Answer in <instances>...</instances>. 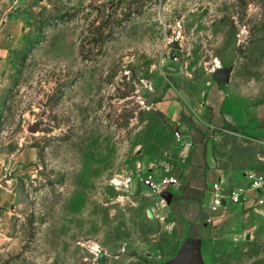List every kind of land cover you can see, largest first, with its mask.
<instances>
[{
  "label": "rangeland",
  "instance_id": "1",
  "mask_svg": "<svg viewBox=\"0 0 264 264\" xmlns=\"http://www.w3.org/2000/svg\"><path fill=\"white\" fill-rule=\"evenodd\" d=\"M212 86L240 123L208 128L207 154L247 189L264 177V0H0V264H264V205L203 213L190 262L185 216L144 182L186 164L174 118L203 127Z\"/></svg>",
  "mask_w": 264,
  "mask_h": 264
},
{
  "label": "crops",
  "instance_id": "2",
  "mask_svg": "<svg viewBox=\"0 0 264 264\" xmlns=\"http://www.w3.org/2000/svg\"><path fill=\"white\" fill-rule=\"evenodd\" d=\"M224 90L218 86H212L207 94L204 109L201 111V122L203 125L187 124L181 121L180 117L174 118V126L177 130L178 142L188 148L187 162L184 166L174 170L171 174L179 179V195H171L174 198V205L180 216H185L184 221L189 224L190 232L195 236H189L183 242L184 246L195 247L191 241L193 237L202 236L205 233V225L199 224L203 221V213L209 212V202L203 198L205 188L215 183L220 177V171L215 169L212 158L207 154V144L205 133L208 128H217L223 122L240 123L235 111L225 106ZM207 119V123L204 121ZM261 120H264V113ZM208 122H211L209 125ZM13 199L12 192L0 187V218L5 210L11 205ZM196 227V228H195ZM188 253H191L190 251ZM191 258V255L189 256Z\"/></svg>",
  "mask_w": 264,
  "mask_h": 264
},
{
  "label": "built area",
  "instance_id": "3",
  "mask_svg": "<svg viewBox=\"0 0 264 264\" xmlns=\"http://www.w3.org/2000/svg\"><path fill=\"white\" fill-rule=\"evenodd\" d=\"M144 182L146 183V187L153 193L160 195L166 193L165 191L170 192V190H176L180 186L179 179L171 173L156 181L149 176ZM221 185L222 183L220 184V182L216 181L204 190L203 198L209 202V212L211 213L225 211L232 206L247 207L264 205L263 176L249 175L247 177V189L236 188L226 190Z\"/></svg>",
  "mask_w": 264,
  "mask_h": 264
},
{
  "label": "water",
  "instance_id": "4",
  "mask_svg": "<svg viewBox=\"0 0 264 264\" xmlns=\"http://www.w3.org/2000/svg\"><path fill=\"white\" fill-rule=\"evenodd\" d=\"M177 46V45H174ZM229 74H230V70L229 69H222L219 71H216L215 73H213V79L220 84H228L229 81ZM27 141H29V139H27ZM162 196L167 197V202L170 201L171 199V195L163 193ZM189 241V240H186ZM194 243V242H193ZM183 245V244H182ZM198 244H195V247H193V249L191 250L192 247L190 246H182L181 250L179 251L178 255H182L185 256L186 260H189L190 262H195L198 258V252H197V246ZM191 253H188V252ZM191 255V258H189V256Z\"/></svg>",
  "mask_w": 264,
  "mask_h": 264
}]
</instances>
